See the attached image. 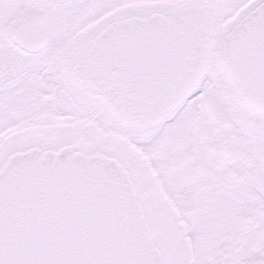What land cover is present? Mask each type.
Listing matches in <instances>:
<instances>
[{
  "label": "snow or ice",
  "instance_id": "snow-or-ice-1",
  "mask_svg": "<svg viewBox=\"0 0 264 264\" xmlns=\"http://www.w3.org/2000/svg\"><path fill=\"white\" fill-rule=\"evenodd\" d=\"M0 264H264V0H0Z\"/></svg>",
  "mask_w": 264,
  "mask_h": 264
}]
</instances>
